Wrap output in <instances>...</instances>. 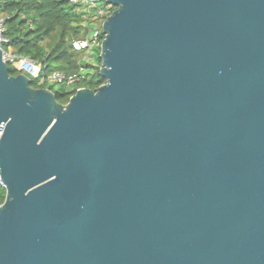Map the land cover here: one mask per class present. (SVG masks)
Listing matches in <instances>:
<instances>
[{
  "label": "water",
  "instance_id": "water-1",
  "mask_svg": "<svg viewBox=\"0 0 264 264\" xmlns=\"http://www.w3.org/2000/svg\"><path fill=\"white\" fill-rule=\"evenodd\" d=\"M67 106L0 50V264H264V0H106Z\"/></svg>",
  "mask_w": 264,
  "mask_h": 264
},
{
  "label": "trees",
  "instance_id": "trees-1",
  "mask_svg": "<svg viewBox=\"0 0 264 264\" xmlns=\"http://www.w3.org/2000/svg\"><path fill=\"white\" fill-rule=\"evenodd\" d=\"M95 12L86 14L80 5L72 4L71 0H0V19L5 21V37L9 40L7 50L39 63L45 74L61 72L74 75L83 70L82 79L71 91L62 86L60 93L52 86L30 82L35 90L49 88L62 106L69 104L77 88L95 92L106 84L101 75V48H95L93 63L85 60L86 52L73 48L74 41L87 39L93 28L101 24ZM99 38L102 43L104 33ZM9 73L15 77L19 74L12 67H9ZM5 200L6 189L0 184V206Z\"/></svg>",
  "mask_w": 264,
  "mask_h": 264
},
{
  "label": "built area",
  "instance_id": "built-area-1",
  "mask_svg": "<svg viewBox=\"0 0 264 264\" xmlns=\"http://www.w3.org/2000/svg\"><path fill=\"white\" fill-rule=\"evenodd\" d=\"M71 3L75 5H80L82 11H84L86 14H89L93 10H95V14L101 19V24L96 25L93 28L92 32L90 33L87 39L73 42V48L76 51L86 52L85 60L89 63H93V55L95 48H101L102 46V43H100L99 40L100 34L103 33L102 25L104 21L113 14L114 7L107 4L106 0H71ZM99 3H103L104 5L99 6ZM5 32V21L3 19H0V50H2L3 52V60L9 67L14 68L19 73L18 75L26 76L30 80V82L38 81L39 85L53 87V85L59 84L61 86L66 87L68 91L74 90L76 88V85L82 79V69L80 74L74 75H66L61 72H52L49 74H45L42 71V67L39 63L35 62L34 60L28 57L16 54L6 49L7 45L9 44V40L5 37ZM81 89L84 88H77L76 93L78 92V90ZM46 90H49V88H47Z\"/></svg>",
  "mask_w": 264,
  "mask_h": 264
},
{
  "label": "rangeland",
  "instance_id": "rangeland-1",
  "mask_svg": "<svg viewBox=\"0 0 264 264\" xmlns=\"http://www.w3.org/2000/svg\"><path fill=\"white\" fill-rule=\"evenodd\" d=\"M104 4L103 3H99V6H103ZM94 60V59H93ZM62 86L59 85V84H56V85H53V90L56 91V92H62Z\"/></svg>",
  "mask_w": 264,
  "mask_h": 264
}]
</instances>
